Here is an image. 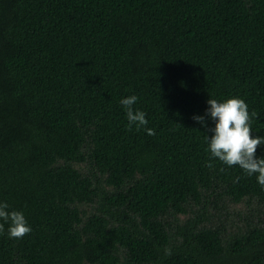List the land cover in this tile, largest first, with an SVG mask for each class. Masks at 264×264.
<instances>
[{
    "label": "trees",
    "instance_id": "obj_1",
    "mask_svg": "<svg viewBox=\"0 0 264 264\" xmlns=\"http://www.w3.org/2000/svg\"><path fill=\"white\" fill-rule=\"evenodd\" d=\"M233 96L264 137V0H0V264H264L258 174L193 119Z\"/></svg>",
    "mask_w": 264,
    "mask_h": 264
},
{
    "label": "clouds",
    "instance_id": "obj_2",
    "mask_svg": "<svg viewBox=\"0 0 264 264\" xmlns=\"http://www.w3.org/2000/svg\"><path fill=\"white\" fill-rule=\"evenodd\" d=\"M138 97L135 95L121 99L120 103L126 110L128 128L135 125L137 130L146 128L148 120L145 112L134 109ZM209 105L204 116H193V119L205 128H208L205 117H210L214 127L209 129L213 133L207 136L208 149L212 158H218L228 167L239 166L247 175H257V181L264 187V157H257V149L264 145V137L253 136L251 131L252 117L256 114L249 113L248 105L244 99L233 96L225 100L210 98ZM148 135H155V130L146 128ZM207 167L212 168V163ZM7 202H0V234L5 231L10 238L22 239L31 233L32 229L23 212L9 210ZM166 254L171 255L170 249H165Z\"/></svg>",
    "mask_w": 264,
    "mask_h": 264
}]
</instances>
